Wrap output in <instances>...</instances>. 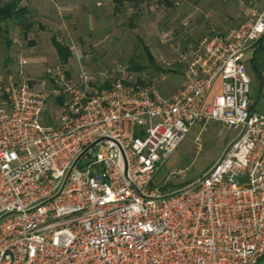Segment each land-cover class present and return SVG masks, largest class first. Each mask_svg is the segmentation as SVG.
Returning a JSON list of instances; mask_svg holds the SVG:
<instances>
[{
	"label": "built area",
	"instance_id": "1",
	"mask_svg": "<svg viewBox=\"0 0 264 264\" xmlns=\"http://www.w3.org/2000/svg\"><path fill=\"white\" fill-rule=\"evenodd\" d=\"M63 38L77 75L57 60L44 89L20 74L0 101V264L264 263V110L250 109L243 60L264 38V6L181 56L168 96L125 63L96 77ZM211 122L236 132L223 157L193 188L152 189L189 130Z\"/></svg>",
	"mask_w": 264,
	"mask_h": 264
},
{
	"label": "rangeland",
	"instance_id": "2",
	"mask_svg": "<svg viewBox=\"0 0 264 264\" xmlns=\"http://www.w3.org/2000/svg\"><path fill=\"white\" fill-rule=\"evenodd\" d=\"M77 1V9L71 12H78L81 17L69 25L70 17L58 0H21L20 4L29 9L27 18L31 28L25 33L23 28L8 21L6 32H0V101L7 97L9 78L17 81L20 74L36 89L46 87L45 69L57 61L50 38L54 35L66 45L62 39L64 27L78 43L86 69L96 77L115 61L129 65L133 60L149 67L141 43L145 44L162 71L148 68L144 72L156 79L159 94L168 96L182 80L184 67L178 63L181 56L199 46L203 39L235 28L251 9L264 6V0H150L139 5L127 3L116 14L109 0ZM98 1L100 5L95 6ZM64 5L73 7L69 3ZM91 13H97L94 28H91ZM20 57L27 60L24 68L18 64ZM73 57L72 54L64 67L69 75L76 76L78 68ZM49 110L55 117L53 109ZM235 134L219 123L195 124L155 172L150 187L166 194L200 180Z\"/></svg>",
	"mask_w": 264,
	"mask_h": 264
},
{
	"label": "trees",
	"instance_id": "3",
	"mask_svg": "<svg viewBox=\"0 0 264 264\" xmlns=\"http://www.w3.org/2000/svg\"><path fill=\"white\" fill-rule=\"evenodd\" d=\"M114 6V13L121 12L124 4L130 3L139 5L143 2L150 0H110ZM21 0H9L8 2L2 3L0 0V32H6V24L8 21L14 22L19 27L23 28L24 32L27 33L31 28V21L27 18L29 15V9L25 5L20 4ZM4 26V27H3ZM50 42L55 50L57 59L62 65H67L69 59L72 57V53L69 48L62 44L56 36H51ZM10 43V42H8ZM32 44V43H31ZM142 49L146 55L149 67H142L136 64L135 61L130 60L128 68L133 71H146L148 68H152L156 71H162L154 62L153 56L151 55L149 48L141 43Z\"/></svg>",
	"mask_w": 264,
	"mask_h": 264
},
{
	"label": "crops",
	"instance_id": "4",
	"mask_svg": "<svg viewBox=\"0 0 264 264\" xmlns=\"http://www.w3.org/2000/svg\"><path fill=\"white\" fill-rule=\"evenodd\" d=\"M58 2L60 3V5H62V9L66 13V15H68V17H70L69 23H68L69 25L75 24L77 21L80 20L81 15L78 12H75V14H72V12H71V11H74L77 9V6H78L77 0H58ZM67 3L73 5V7L65 6L64 4H67ZM98 5H100L99 1L95 3V6H98ZM119 13L120 12H118V14ZM96 16H97V13H91L89 16L90 20H91V25H92L91 28L96 27V24L98 22L96 19L97 18ZM82 18H83V16H82ZM65 28H67V27L63 28V31H62L63 36H64V29ZM85 32L88 33L87 31H85ZM84 35H86V34H84ZM62 39L64 40L63 37H62ZM74 41H75V43H77L75 39H74ZM73 58L75 59V57H73ZM243 60L246 64L247 70H250L249 71L250 81H251L250 102H252L251 99L254 100L250 106V109L254 112L263 111L264 110V90H263V83H264V38H261L259 41L254 43L250 48H248L246 50V52L244 53ZM75 61H76V59H75ZM76 65H77V61H76ZM71 76H74V75H71ZM217 86H218V82L216 83V87ZM260 264H264V263L261 262Z\"/></svg>",
	"mask_w": 264,
	"mask_h": 264
},
{
	"label": "water",
	"instance_id": "5",
	"mask_svg": "<svg viewBox=\"0 0 264 264\" xmlns=\"http://www.w3.org/2000/svg\"><path fill=\"white\" fill-rule=\"evenodd\" d=\"M232 143H230L223 151L222 155L220 158L223 157V155L226 153V151L229 149V147L231 146ZM200 180L196 181L195 183H192L191 185L187 186L186 189H190V188H193L194 186H196L198 183H199Z\"/></svg>",
	"mask_w": 264,
	"mask_h": 264
}]
</instances>
